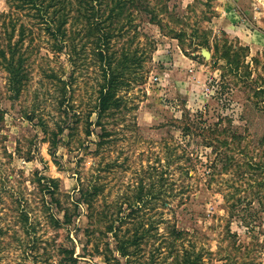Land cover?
<instances>
[{
	"label": "rangeland",
	"instance_id": "1",
	"mask_svg": "<svg viewBox=\"0 0 264 264\" xmlns=\"http://www.w3.org/2000/svg\"><path fill=\"white\" fill-rule=\"evenodd\" d=\"M229 1L142 0L112 38L98 116L103 71L84 31L71 59L24 30L17 96L0 56V264H185V251L193 264H264V0H234L242 20L225 32ZM7 10L0 0V49L10 20L11 43L27 25ZM223 44L246 47V72L218 58Z\"/></svg>",
	"mask_w": 264,
	"mask_h": 264
},
{
	"label": "trees",
	"instance_id": "2",
	"mask_svg": "<svg viewBox=\"0 0 264 264\" xmlns=\"http://www.w3.org/2000/svg\"><path fill=\"white\" fill-rule=\"evenodd\" d=\"M8 10L1 13V16L10 15L13 11H21V16H25L26 23H19V37L15 43L10 42L12 31L14 30V21L10 20L11 30L8 31V40L6 48L0 49L1 64L7 72L9 87L15 96L18 95L22 85L27 79L28 70L26 65L27 55L25 50H20L19 41L24 37V30L38 28L48 33L53 40V45L58 52L68 50V55L71 59L72 55H77L76 43L74 39L82 30L84 35L90 39L88 41L96 54L103 71V83L100 87V95L96 104L97 116L108 106V100L111 95V82L114 76L113 61L111 53L112 38L115 35L121 34L118 32L123 27V21L129 22L133 19V10L141 6L142 0H6ZM152 12V9H150ZM20 16V17H21ZM150 19L155 18L151 14ZM17 16L16 19L20 18ZM22 43V42H21ZM224 51L218 55V58L225 57L226 66L232 69L241 67L246 72L247 66L241 57H246V47L241 45L223 44ZM217 48V47H216ZM218 50V49H217ZM127 51H122V56L118 63L124 62L128 57ZM132 56V62H137L135 54ZM242 58V59H243ZM108 74H111L109 76ZM52 77H57L56 74H51ZM62 80V79H60ZM263 89V88H262ZM260 89V91H262ZM79 200H85L89 206L91 203L89 197L94 195V192H85L82 188L78 189ZM66 214H64L65 217ZM91 217V213L89 214ZM66 220V218H65ZM114 221L107 222L102 231L111 232L114 230ZM87 233H93V229L84 228ZM179 234V232H178ZM142 238L141 234L137 235L134 232L133 237L124 240H118L116 248L121 256H128L130 251L127 249L129 241L138 243ZM198 259V258H197ZM197 259H191L188 252L185 251L183 262L185 264H193Z\"/></svg>",
	"mask_w": 264,
	"mask_h": 264
},
{
	"label": "crops",
	"instance_id": "3",
	"mask_svg": "<svg viewBox=\"0 0 264 264\" xmlns=\"http://www.w3.org/2000/svg\"><path fill=\"white\" fill-rule=\"evenodd\" d=\"M234 5H237V4L233 0V2L229 1V2L223 3L222 6H218V8H219L218 9L219 10L218 11V15H219L218 22H220V24L222 25V30H224L225 32H228V28L233 27L232 24L235 21L237 22L240 19L242 20V18L238 15L239 14V9H237ZM241 12H242V10H241ZM220 16L222 18H220ZM227 18H228V20L224 24L222 21H224V19L226 20ZM235 33H237L238 36H240L239 34L241 32L237 31Z\"/></svg>",
	"mask_w": 264,
	"mask_h": 264
},
{
	"label": "water",
	"instance_id": "4",
	"mask_svg": "<svg viewBox=\"0 0 264 264\" xmlns=\"http://www.w3.org/2000/svg\"><path fill=\"white\" fill-rule=\"evenodd\" d=\"M203 55H204L205 57H209V52H208L207 50H203Z\"/></svg>",
	"mask_w": 264,
	"mask_h": 264
}]
</instances>
